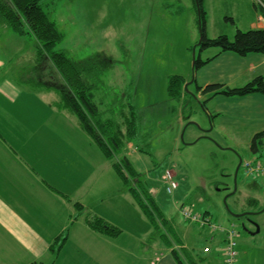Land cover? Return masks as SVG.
<instances>
[{"label":"rangeland","instance_id":"374dc122","mask_svg":"<svg viewBox=\"0 0 264 264\" xmlns=\"http://www.w3.org/2000/svg\"><path fill=\"white\" fill-rule=\"evenodd\" d=\"M41 3L63 32L54 49L65 50L74 64L82 65L88 59L84 78L98 85L94 101L104 111L102 116L115 119L119 125L128 114L134 116L131 142L135 148L128 158L143 173L144 182L151 186L147 189L167 219V226H158L157 234L162 232L175 243L171 238L175 232L182 237L188 252L196 253V257L204 255L206 239L212 233H222L186 222L180 208L191 205L195 210L208 212L214 222L225 228L235 224L240 234L237 264H264V174H247L241 165L235 175L240 157L264 162V146L252 152L245 136L236 144L224 124L225 116L210 115L217 101L196 96V80L202 79L197 75L193 53L196 58L200 54L206 58L216 52L214 47L201 50L198 0ZM203 8L206 35L214 38L225 34L230 39L237 30L250 29L248 21L261 10L260 0H203ZM37 46L34 37L18 35L0 23L4 72L36 87L44 88L41 81L46 79L61 84L63 78L48 57L40 58ZM173 75L186 80L177 98L169 91ZM41 91L52 97L62 95L54 89L49 93ZM188 120L193 123L187 124ZM167 168L176 173L178 182L172 191L162 180ZM231 211H250L254 223L249 226L255 234L246 232L243 219L234 217ZM214 247L213 244V250ZM218 261L221 264L220 258Z\"/></svg>","mask_w":264,"mask_h":264},{"label":"crops","instance_id":"0c3cea01","mask_svg":"<svg viewBox=\"0 0 264 264\" xmlns=\"http://www.w3.org/2000/svg\"><path fill=\"white\" fill-rule=\"evenodd\" d=\"M255 14L248 28L264 27L263 13ZM5 65L0 57V264H178L173 246L159 237L163 233H154V226H167V219L152 223L76 115L56 105L62 95L42 94L41 89L59 91L58 83L46 79L41 81L44 88L36 87L8 76ZM198 74L201 86L244 85L264 77V54L224 51ZM213 100L217 102L211 113L225 116L236 144L245 136L251 145L254 134L264 130V93L219 94ZM131 141L125 147L129 155L135 148ZM88 217H100L119 232L98 231ZM220 232L206 239L209 251L204 247V255L191 256L203 264H219V258L224 264L228 231ZM173 234L175 243L188 248ZM239 236L238 231L236 241Z\"/></svg>","mask_w":264,"mask_h":264},{"label":"trees","instance_id":"16d2710c","mask_svg":"<svg viewBox=\"0 0 264 264\" xmlns=\"http://www.w3.org/2000/svg\"><path fill=\"white\" fill-rule=\"evenodd\" d=\"M41 1L42 0H0V23L11 28L18 35H29L38 41V55L42 59L48 57L64 80L61 84H57L59 91L62 93L63 101L61 99V104L69 108L76 115L82 127L88 131L93 140L103 150L105 156L113 162L115 170L128 186V189L136 198L141 209L152 223L158 225V220L162 221L164 219L163 212L159 209L153 194L147 189L149 185L144 182L142 178L143 173L134 167L125 151V147L127 143L131 141V136L133 134L134 116L128 114L125 116V121L120 125L116 123L115 119L110 117L104 118L102 116L104 111L100 109L98 102L94 101L98 85L84 78L85 65L88 59L83 61L82 65L74 64L67 56L65 50L54 49L56 44L62 40L63 32L58 28L56 22L50 17L49 13L44 10ZM198 5L202 32V39L200 42L201 50L203 51L214 47L216 52L212 56L206 58H202L200 54L195 62L196 69L199 70L203 65L224 51H232L242 55L251 52L264 54V27L250 28L246 31L237 30L233 39H230L225 34L209 38L205 33L206 18L203 0H198ZM260 7L261 10L259 11L264 15V2H260ZM185 82L186 80L182 76L173 75L171 77L169 91L172 97L177 98L181 96ZM253 92L264 93L263 76H257L240 86H230L223 83H210L206 86L197 85L196 94L198 96H208V99H210L219 94L244 96ZM202 103L206 106L203 101ZM129 113L133 114V111L130 109ZM210 115L211 117H215L219 114L212 112ZM124 126H127L126 130ZM263 146L264 130H261L254 134L250 147L252 152H257L260 151ZM246 160H243V162ZM149 187L151 188V186ZM74 204L78 210L83 209L82 203L75 202ZM184 206L187 205L183 204L181 208ZM190 208L198 212L194 207L190 206ZM207 213L208 212H202L203 217H206L204 219H208L210 222L214 223ZM164 220H166V218ZM86 221L92 228L98 231L108 234H116L119 232L118 228L107 225L106 221L100 217H88ZM206 226L207 225L201 227ZM158 228V226H154V233ZM161 236L162 239L167 241V247L173 246L172 255L176 258L178 264H187V256L189 257L188 261L191 260V262H189L190 264H201L199 259L191 256L187 248L178 245V243L170 242V239L164 234H161ZM225 245L227 246V243H225ZM235 249L237 251V256L234 263L237 264L239 256L237 241ZM201 260L203 261L204 258L202 257Z\"/></svg>","mask_w":264,"mask_h":264},{"label":"built area","instance_id":"2783aa9c","mask_svg":"<svg viewBox=\"0 0 264 264\" xmlns=\"http://www.w3.org/2000/svg\"><path fill=\"white\" fill-rule=\"evenodd\" d=\"M244 168L247 174H264V165L260 161H254V160H246L244 162ZM163 181L167 184V187L171 189L176 188L178 185L177 180L174 177V173L172 170L168 169L163 175ZM181 213L184 215L186 219H189L193 222H198L201 224H207L209 226H212L213 228L219 227L218 225L214 224L213 222H210L208 219H204L206 217H203L202 214L193 211L189 206H184L181 208ZM227 246L225 245V254H226V262L225 264H235L234 261L237 256V251L235 249V236L236 231L234 229H228L227 230ZM205 250H208V247L205 248Z\"/></svg>","mask_w":264,"mask_h":264},{"label":"water","instance_id":"95a60500","mask_svg":"<svg viewBox=\"0 0 264 264\" xmlns=\"http://www.w3.org/2000/svg\"><path fill=\"white\" fill-rule=\"evenodd\" d=\"M201 39H202V37H201ZM200 42H201V40H200ZM200 44V43H199ZM193 60H194V66H195V62H196V55H195V52L193 53ZM196 96L198 97V95L196 94ZM193 123V121L192 120H189V121H187V124L188 123ZM182 137H183V135H182ZM200 138V137H199ZM242 158L240 157V159H239V162H238V167H237V170H236V172H235V175L238 173V170H239V168H240V166H241V164H242ZM230 214H232L234 217H236V218H243L244 216H247V215H251L252 213L250 212V211H245V212H230ZM241 224H242V227H243V229L244 230H246L247 229V226H245V224L244 223H242L241 222Z\"/></svg>","mask_w":264,"mask_h":264},{"label":"flooded vegetation","instance_id":"af4514ba","mask_svg":"<svg viewBox=\"0 0 264 264\" xmlns=\"http://www.w3.org/2000/svg\"><path fill=\"white\" fill-rule=\"evenodd\" d=\"M242 219H243L242 223H244L245 226H247V229L245 231L248 232L251 235H254L255 234L254 231L250 228L251 226H249L250 224L254 223V217L252 216V214L244 216Z\"/></svg>","mask_w":264,"mask_h":264},{"label":"bare ground","instance_id":"6f19581e","mask_svg":"<svg viewBox=\"0 0 264 264\" xmlns=\"http://www.w3.org/2000/svg\"><path fill=\"white\" fill-rule=\"evenodd\" d=\"M224 261L226 262V254H225V251H224Z\"/></svg>","mask_w":264,"mask_h":264}]
</instances>
